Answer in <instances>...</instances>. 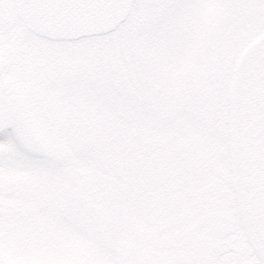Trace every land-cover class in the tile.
I'll list each match as a JSON object with an SVG mask.
<instances>
[{
  "label": "rangeland",
  "instance_id": "obj_1",
  "mask_svg": "<svg viewBox=\"0 0 264 264\" xmlns=\"http://www.w3.org/2000/svg\"><path fill=\"white\" fill-rule=\"evenodd\" d=\"M12 16L0 264H264V0H135L76 41Z\"/></svg>",
  "mask_w": 264,
  "mask_h": 264
},
{
  "label": "water",
  "instance_id": "obj_2",
  "mask_svg": "<svg viewBox=\"0 0 264 264\" xmlns=\"http://www.w3.org/2000/svg\"><path fill=\"white\" fill-rule=\"evenodd\" d=\"M27 27L53 40L78 39L113 31L134 0H15Z\"/></svg>",
  "mask_w": 264,
  "mask_h": 264
},
{
  "label": "flooded vegetation",
  "instance_id": "obj_3",
  "mask_svg": "<svg viewBox=\"0 0 264 264\" xmlns=\"http://www.w3.org/2000/svg\"><path fill=\"white\" fill-rule=\"evenodd\" d=\"M216 255L217 254H215L213 251L203 252L200 250V252L191 259L183 258L182 261H177V264H213Z\"/></svg>",
  "mask_w": 264,
  "mask_h": 264
}]
</instances>
